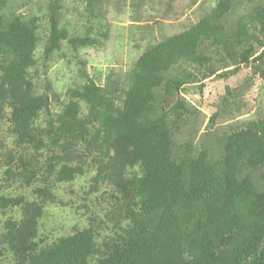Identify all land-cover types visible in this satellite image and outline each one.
<instances>
[{"label": "trees", "instance_id": "1", "mask_svg": "<svg viewBox=\"0 0 264 264\" xmlns=\"http://www.w3.org/2000/svg\"><path fill=\"white\" fill-rule=\"evenodd\" d=\"M86 1L92 12L102 8L103 0ZM244 1L251 9L233 28L226 27L228 14ZM263 32L264 0H218L185 30L147 47L122 90L110 81L106 87L119 89L118 95L92 80L72 89L71 99L55 118L46 119V126L36 132L28 130V140L37 149H49L54 184L83 172V166L73 162L81 146L101 148L111 156L127 222L104 252L96 249L91 227L45 245L36 238L35 222L44 201L0 196V211H21L19 220L4 222L1 238L14 264H264V184L243 170L264 167V120L226 134L219 155L207 149L179 152L172 140L180 114L166 110L173 95L198 81L185 65L202 68L209 63L203 78L216 71L211 55L200 52L202 47L217 52L231 44L242 51L240 63L261 64L264 48L256 54L264 43L257 33ZM106 35L99 30L72 37L53 11L45 53L65 40L92 47ZM37 41L33 26L18 16L6 19L0 14V115L10 99L22 126L34 123L45 105L34 95L28 76ZM230 56L235 60V53ZM81 102L87 108L84 116ZM134 167L138 174L125 178L123 171ZM36 192L42 199L52 198L47 186Z\"/></svg>", "mask_w": 264, "mask_h": 264}, {"label": "rangeland", "instance_id": "2", "mask_svg": "<svg viewBox=\"0 0 264 264\" xmlns=\"http://www.w3.org/2000/svg\"><path fill=\"white\" fill-rule=\"evenodd\" d=\"M106 1L103 0L102 8L92 12L86 0H0V14L6 19L18 16L34 27L38 41L28 76L34 95L43 98L45 104L40 117L27 126L20 125L14 117L10 99L3 105L0 196L19 195L26 201H44L41 216L35 222L36 238H42L45 245L91 227L96 249L104 252V246L122 233L127 222L124 199L111 156L104 154L101 148L81 146L73 162L81 164L83 172L71 181L52 183L51 153L45 146L37 149L35 143L28 140V130L36 132L46 126V119L55 118L71 99V90L89 80L118 95L119 89L106 87L110 81L122 90L134 62L147 47L185 30L209 13L218 0ZM250 9L251 4L246 1L235 5L224 25L233 28ZM53 11L70 36L93 35L100 30L106 32V38L101 36L100 43L92 47L74 46L65 40L47 55L48 20ZM257 34L264 43V32ZM263 48H256V55ZM200 52L211 55L210 63L216 71L203 78L209 63L202 68L185 65L198 81L173 95L166 103V110H170L172 116L180 114L172 140L175 150L207 149L219 155L226 134L264 120V62L240 63L242 51L232 48L231 44L218 48L217 52L202 47ZM232 53L235 60L230 56ZM178 103L183 104V108H179ZM80 105L84 116L87 108L82 102ZM243 170L253 180L264 184V167L253 170L246 166ZM133 173L138 174L137 167L123 171V176L126 178ZM44 186L48 187L51 199L38 196L36 190ZM20 218L18 207L0 211V264H14V256L1 241L6 232L4 222Z\"/></svg>", "mask_w": 264, "mask_h": 264}]
</instances>
